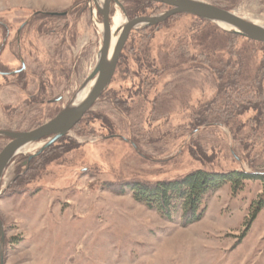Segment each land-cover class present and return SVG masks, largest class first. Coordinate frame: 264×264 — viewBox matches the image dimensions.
I'll return each instance as SVG.
<instances>
[{"label":"rangeland","instance_id":"rangeland-1","mask_svg":"<svg viewBox=\"0 0 264 264\" xmlns=\"http://www.w3.org/2000/svg\"><path fill=\"white\" fill-rule=\"evenodd\" d=\"M204 1L264 26V0ZM119 2L124 12L140 13L138 0ZM158 4L136 15L169 8ZM110 9V19L127 16L113 2ZM100 22L91 0H0V130H31L69 102L95 66ZM118 62L128 70L116 67L80 119L99 114L112 130L101 120L88 127L79 121L65 135L73 148L63 158L28 166L44 138L5 169L2 264H264V43L177 14L133 29ZM111 90L123 107H114ZM221 111L229 117L214 115ZM8 140L0 136V150ZM195 169L261 177L223 185L187 226L120 192L128 181Z\"/></svg>","mask_w":264,"mask_h":264},{"label":"water","instance_id":"water-1","mask_svg":"<svg viewBox=\"0 0 264 264\" xmlns=\"http://www.w3.org/2000/svg\"><path fill=\"white\" fill-rule=\"evenodd\" d=\"M95 9L101 16V44L98 48L95 66L85 78L80 88L73 94L69 102L64 105L52 118L39 126L22 132L0 130V136L8 138V142L0 150V180L5 169L13 157L21 152V148L33 142L46 138L40 149L30 156H36L61 137L65 136L91 108L102 92L110 84L117 67L120 53L133 29L155 26L163 23L168 18L177 15H191L202 20L225 26L233 33L246 39L264 43V26L237 15L234 11L224 9L204 0H148L161 3L169 8L154 15H140L133 18L125 16L122 27L114 32L117 35L111 49V26L109 21L110 5L114 4L123 8L119 0H91ZM125 13V12H124ZM64 14V13H63ZM119 31V32H118ZM92 83L87 94L82 100L75 103L77 94ZM4 253V227L0 218V263H3Z\"/></svg>","mask_w":264,"mask_h":264},{"label":"trees","instance_id":"trees-1","mask_svg":"<svg viewBox=\"0 0 264 264\" xmlns=\"http://www.w3.org/2000/svg\"><path fill=\"white\" fill-rule=\"evenodd\" d=\"M150 5H152L151 1L138 0L137 6L135 8L140 9V13H138L139 11L136 13L133 9H131L129 12L126 10L127 13L125 12V14H127L129 18L136 17L137 16L136 14L145 13L143 12V10L145 9L143 7L151 8L152 6ZM158 5L167 6L164 4H158ZM109 21L111 22L110 17H109ZM140 43L141 45L143 44V42ZM146 65L150 69L152 68L153 71L157 69L155 68L156 66L154 65V62L147 61ZM117 66L122 67L123 72H126V70H128L127 62H118ZM137 75L139 76V72H137ZM142 79L143 80H141V84L146 85L148 87L151 81L148 83L149 81L148 79L146 78H142ZM255 79H256L255 85L257 86L256 87V94H257L258 93L257 90L260 88L259 73L255 75ZM240 85H241V89L243 90L241 93L242 96H246L247 92L245 90V85L244 84H240ZM104 93H106V91ZM107 96L112 98L111 100L113 101L114 107H117V105L118 107L123 105L124 99L121 100L120 99L121 97H119L117 92L111 90ZM222 113L223 112L221 111V115L220 114L219 115L214 114V115L220 117H224V116L229 117L230 112L226 111L225 113L223 114ZM87 116H89V114H87L85 117ZM85 117L83 118L84 120L82 119L77 125L85 121L84 122L85 126L87 125L93 126L94 121L101 120L104 128H106L107 130H112L111 124L106 120H104V118L99 114H96L95 116L93 115L91 119L88 120H85L86 119ZM240 125L243 126L242 123H239V126ZM70 141L71 140L66 138L65 136L61 137L55 142L53 146H49L47 149L43 150L40 153V154L43 153L41 156H39L40 154H38L36 156L31 157L28 160L29 161L28 166L32 165L34 162H37L39 160H40L39 162L43 164L45 163L44 160L46 159L48 160L51 159L54 161L55 159L63 158V153L66 150L73 148V145ZM56 148H61L62 150V152H60V154L58 155L57 153L56 154L54 153L55 152L54 150ZM44 171H45L44 166L40 167V169L37 170L38 175H40ZM19 173L20 171L18 170L16 174ZM260 177L261 176L259 173L247 172L243 169H232L225 172H215V171H207L204 169H195L186 173L181 177L174 179L157 180L155 182H143L138 180L128 181L124 183V186L121 188L120 192L124 193L125 190L129 191L135 201L142 203L149 209L155 210L163 219L170 222H174L177 220L182 226H187L189 224L199 221L202 218L206 209V200L209 198L211 194H213L223 185L229 184L231 187L236 188L237 186H240V184L245 180L257 179ZM16 185H23V182L21 184L19 179Z\"/></svg>","mask_w":264,"mask_h":264},{"label":"bare ground","instance_id":"bare-ground-1","mask_svg":"<svg viewBox=\"0 0 264 264\" xmlns=\"http://www.w3.org/2000/svg\"><path fill=\"white\" fill-rule=\"evenodd\" d=\"M125 22V18H123L122 15H120L118 12L117 14L114 16L113 19H111V22H110V26H111V33H112V39H111V49L114 45V42L116 40V37L117 35H113L115 31L119 30L122 25L124 24ZM225 27V26H224ZM99 28H100V32H101V22L99 24ZM119 32V31H118ZM91 82L86 86L84 87L82 90H80V92L77 94L76 98H75V103L79 102L80 100H82L84 98V96L87 94L90 86H91ZM29 148V145H26L24 147L21 148V151H27Z\"/></svg>","mask_w":264,"mask_h":264},{"label":"flooded vegetation","instance_id":"flooded-vegetation-1","mask_svg":"<svg viewBox=\"0 0 264 264\" xmlns=\"http://www.w3.org/2000/svg\"><path fill=\"white\" fill-rule=\"evenodd\" d=\"M110 14H111V9H110L109 17H110ZM2 74H3V73H2Z\"/></svg>","mask_w":264,"mask_h":264}]
</instances>
